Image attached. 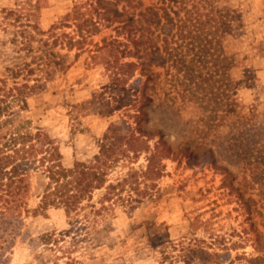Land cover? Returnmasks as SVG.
I'll return each mask as SVG.
<instances>
[{"label": "rangeland", "instance_id": "rangeland-1", "mask_svg": "<svg viewBox=\"0 0 264 264\" xmlns=\"http://www.w3.org/2000/svg\"><path fill=\"white\" fill-rule=\"evenodd\" d=\"M137 1L109 0L134 14V29L102 19L77 49L73 21L62 20L73 0H0V77L44 85L25 112L37 136L32 154L53 143L64 165L92 159L111 125L129 141L103 163L105 183L70 214H27L0 200V264H160L172 245L194 250L198 264H214L213 252L220 264L236 252L260 254L228 181L261 205L264 0ZM150 5L159 23L138 13ZM120 41L139 51L122 56ZM38 189L33 179V204ZM51 231L64 235L47 248L39 236Z\"/></svg>", "mask_w": 264, "mask_h": 264}, {"label": "trees", "instance_id": "trees-1", "mask_svg": "<svg viewBox=\"0 0 264 264\" xmlns=\"http://www.w3.org/2000/svg\"><path fill=\"white\" fill-rule=\"evenodd\" d=\"M72 9L62 16V20H72L79 38L73 40L77 49L82 47L83 41L88 35L97 33L100 30V21L104 19L109 25L113 21H120L121 27H128V31L135 28V17L132 12L109 5V0H73ZM131 0H127L130 4ZM140 4V0L136 2ZM12 10H10L11 12ZM9 12V13H10ZM148 22H160L158 8L155 5L146 6L143 11L138 12ZM94 15H100L94 17ZM121 16H124L120 18ZM197 22V21H195ZM181 34V30L179 29ZM53 43L56 44L58 35L53 37ZM135 44L142 40L132 38ZM122 42V41H120ZM119 43V42H118ZM123 47L119 49L122 56L133 55L139 51V48ZM145 50V46L142 47ZM178 61L183 63V58L179 56ZM125 65L133 62H125ZM122 71V70H121ZM115 78L123 82V76ZM11 76L16 75L12 70ZM7 76L0 77V200H8L17 207H21L27 214L37 213L40 210L49 207H61L66 214L75 211L84 199H89L95 189L100 188L106 181L105 173L102 169L103 163L109 159L116 148L128 143L123 141L110 131L111 125L105 132L99 142V151L94 154L92 159L75 160L71 165H64L61 160V153L56 144H47L46 149L41 154H32L37 144V136L31 126V119L25 114L28 109L29 98L37 95L42 89L43 84L39 78H33L32 83L26 78L23 81L14 80L7 82ZM133 136V135H132ZM105 158V159H104ZM33 179L36 181L38 200L33 204L31 201V187ZM114 187L113 184H108ZM228 186L233 189L241 205L250 219L249 226L255 231L256 247L259 255L246 251L236 252L226 264H264V213L260 206H264V198L261 205L257 206L258 200L249 193L244 195L245 190H239L238 186H233L231 180ZM253 211L261 215L260 223L263 224L262 230L256 226L253 220ZM246 233L249 228H244ZM63 232H45L39 236V242L47 248H52L63 237ZM249 237L248 234L245 238ZM175 246H168L161 249L160 264H198L193 260L194 250L186 251L181 248L179 252L174 253ZM215 258L214 264H220L218 255L213 252Z\"/></svg>", "mask_w": 264, "mask_h": 264}]
</instances>
